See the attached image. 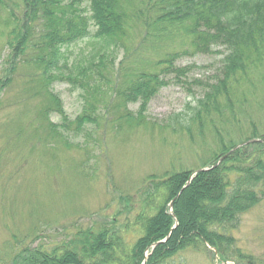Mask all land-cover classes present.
I'll return each instance as SVG.
<instances>
[{
	"label": "trees",
	"instance_id": "1",
	"mask_svg": "<svg viewBox=\"0 0 264 264\" xmlns=\"http://www.w3.org/2000/svg\"><path fill=\"white\" fill-rule=\"evenodd\" d=\"M134 1L0 0L12 20L6 40L9 72H14L26 50L35 47L42 50L37 58L44 67L42 75L52 81L58 76L47 73L59 67L61 48L93 38L112 50L135 23L146 27V35L155 39L178 34L190 37L195 53L212 54L217 52L213 47L224 46L227 52L212 79L193 80L202 89L195 103H187L183 112L160 124L187 134L191 143L194 137L199 139V165L148 175L138 203L125 205V214L130 216L119 219V210L109 221L78 227L59 242L26 245L8 259V264H173L180 252L205 251L206 246L215 250L220 262L264 264L242 251L233 234L241 216L264 196V134L258 133L249 119V135L231 137L234 127L248 121L245 106L264 102V0H136L141 7ZM177 56L168 52L155 62L161 66L158 71L141 70L127 87L115 89L125 104L139 103L136 115L127 112L126 118L145 115L151 97L167 84L158 74L180 78L197 67L174 64ZM96 58L89 62V68L80 67L77 75L69 77L87 80L88 85L95 79L94 74H88L91 67L104 77L112 56L101 52ZM50 95L53 109L68 121L58 95ZM86 112L90 114L77 116L78 126L95 121L96 111L89 108ZM238 112L247 118L242 121ZM207 134L212 138L209 143ZM254 138L263 140L235 149L216 167L193 175L187 184L195 170L212 166L233 147Z\"/></svg>",
	"mask_w": 264,
	"mask_h": 264
},
{
	"label": "rangeland",
	"instance_id": "2",
	"mask_svg": "<svg viewBox=\"0 0 264 264\" xmlns=\"http://www.w3.org/2000/svg\"><path fill=\"white\" fill-rule=\"evenodd\" d=\"M134 4L141 7L136 0ZM11 21L9 11L0 6V264H8L26 245L59 242L78 227L109 221L116 211H122L123 220L125 205L138 203L148 175L198 167L199 139L194 137L191 143L187 134L160 124L183 112L187 103H195L202 89L193 80L210 81L227 52L216 46V53H195L190 37L155 39L135 23L113 51L93 38L61 48L59 67L47 73L58 77L46 81L37 60L42 50L35 47L26 50L14 72H9L5 59ZM101 52L113 59L104 77L96 75V67L88 69L95 75L88 85L87 80L69 77L80 67L89 68ZM168 52L178 53L174 64L197 67L180 78L158 74L167 84L151 97L145 115L126 118L127 112L136 115L139 103L125 104L115 89L127 87L141 70L158 71L161 66L155 62ZM51 92L61 100L68 121L53 109ZM89 108L96 111L95 121L78 126L77 116L90 114ZM245 108L248 121L234 127V139L249 135V119L264 134V102L261 106L250 102ZM238 113L242 121L247 118ZM211 139L207 134L205 140ZM233 234L242 251L264 261V196L241 216ZM206 247L208 251L180 252L173 264H237L220 262L215 250Z\"/></svg>",
	"mask_w": 264,
	"mask_h": 264
},
{
	"label": "water",
	"instance_id": "3",
	"mask_svg": "<svg viewBox=\"0 0 264 264\" xmlns=\"http://www.w3.org/2000/svg\"><path fill=\"white\" fill-rule=\"evenodd\" d=\"M260 141H262V140H261V139H250V140H247V141H245V142H242V143L238 144L237 146L233 147L229 152H227L226 154L222 155V156L217 160V162H215L212 166H209V167H202V168H199V169L195 170V171L193 172V174L190 176L189 180L187 181V184L190 182V180H191V178H192L193 175H195V174L198 173V172L207 171V170H209V169H212V168L216 167V166H217V165H218V164H219L224 158L227 157V155H228L230 152H232L233 150L237 149L238 147H240V146H242V145H244V144H247V143L260 142ZM187 184H186V185H187ZM182 189H183V188H182ZM182 189H181V190H182ZM181 190H180V192H181ZM180 192H179V193H180ZM179 193H178V194H179ZM178 194H177V196H178ZM177 196H176V197H177ZM169 207L172 208V201L169 203ZM157 243H158V242L154 243L153 246H155Z\"/></svg>",
	"mask_w": 264,
	"mask_h": 264
}]
</instances>
